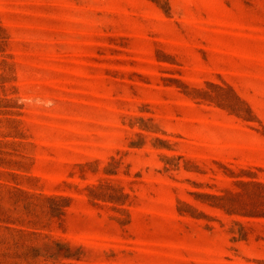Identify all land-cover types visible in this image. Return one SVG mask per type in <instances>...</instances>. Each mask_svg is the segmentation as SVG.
Wrapping results in <instances>:
<instances>
[{
	"label": "rangeland",
	"instance_id": "rangeland-1",
	"mask_svg": "<svg viewBox=\"0 0 264 264\" xmlns=\"http://www.w3.org/2000/svg\"><path fill=\"white\" fill-rule=\"evenodd\" d=\"M0 264H264V0H0Z\"/></svg>",
	"mask_w": 264,
	"mask_h": 264
}]
</instances>
